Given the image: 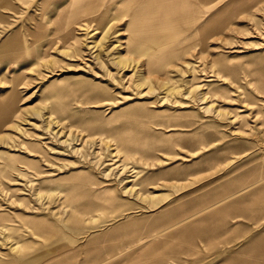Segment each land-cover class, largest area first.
I'll use <instances>...</instances> for the list:
<instances>
[{"label":"rangeland","instance_id":"1","mask_svg":"<svg viewBox=\"0 0 264 264\" xmlns=\"http://www.w3.org/2000/svg\"><path fill=\"white\" fill-rule=\"evenodd\" d=\"M70 1H0V264H264V0L144 44Z\"/></svg>","mask_w":264,"mask_h":264},{"label":"bare ground","instance_id":"2","mask_svg":"<svg viewBox=\"0 0 264 264\" xmlns=\"http://www.w3.org/2000/svg\"><path fill=\"white\" fill-rule=\"evenodd\" d=\"M193 2H194L193 0H143V1L127 0L126 2L122 4L120 8H121L122 13H124L125 15L129 14L132 20L133 26L130 29V33L134 34V32H139L142 34V32H146L143 34L144 36L139 37L140 41L144 44L147 42L154 43L155 41L159 42V41H164V40L169 39L171 36L170 32L169 33L158 32V31L156 32L153 29L157 27L159 28L167 27L168 29V26H170L171 28H174L175 26L173 25L176 24L177 20L179 21L178 16L181 14H186V19H187L186 29L189 30L190 23H192L193 19L195 18V16L192 17V14H191L195 10V9L193 10V8H195V4H193ZM103 3H104V0H99V3L97 6ZM99 10H100L99 7L96 8V0H71L66 6V8H64V10L62 12L60 11V13L58 14L57 16L58 18L56 19L57 22L55 21V26L57 27L58 31L63 32L65 34L71 31L72 29L71 24L75 22V20L77 19H79L80 21L83 20L85 23H90L91 21H93L95 22V25L97 27H100V25L103 24L104 22V16H101ZM43 11H45V8H43ZM97 11H99V13ZM96 12L98 14L91 17L92 14H96ZM46 27L47 26L40 27L41 29H39L40 32L38 34V39H41V38L47 39L49 31H47ZM171 28H170L171 31L177 32L175 29H171ZM17 35H18V32H15L12 35L14 40L5 39L1 43V46H0L1 49L3 50L9 46H12L13 43L15 42V38H16L15 36ZM130 36L134 37L132 35ZM65 40H68V36L64 37V41ZM188 45L190 44H186V46ZM183 49L184 47L182 48V50ZM155 67L156 66L154 65V68ZM12 107L13 106L10 101L3 100L0 102V121L3 119V117L7 115L8 117L10 116L12 112ZM129 191H133V190L131 189Z\"/></svg>","mask_w":264,"mask_h":264},{"label":"crops","instance_id":"3","mask_svg":"<svg viewBox=\"0 0 264 264\" xmlns=\"http://www.w3.org/2000/svg\"><path fill=\"white\" fill-rule=\"evenodd\" d=\"M124 1H126V0H111L110 4L106 5L104 7V9H102L100 11L101 16H104V22H103V24L100 25L101 29L102 28H107L109 26H114L115 25V22H119L125 16H129L130 17L129 14L128 15L127 14L125 15L121 11V8L120 7L122 6V2H124ZM193 1L194 2H197L199 4V6L203 9L204 6H205V1H206V3L208 4L209 7H212L213 5L216 4V2H219L220 0H201V1L200 0H197V1L196 0H193ZM203 14H204V12H203ZM109 17H111V18H109ZM178 18H179V23L180 24H185V26H183V31L182 30L179 31V32L177 31V32L174 33V35H177V34H179L181 32L180 34L183 35V36L180 37V40H187V34H188L187 32L188 31L186 29V26H187L186 14H181V15L178 16ZM199 23L200 22H198V24ZM192 24H196V22L193 21ZM144 33H146V32H142V34L139 33V32H134V34L130 33V35L134 36L132 38L137 39V40L140 41L139 37L144 36L143 35ZM125 36L127 38L128 34L126 33ZM131 55H134V56H137V57H143L145 59V56H139V55H135L133 53Z\"/></svg>","mask_w":264,"mask_h":264}]
</instances>
